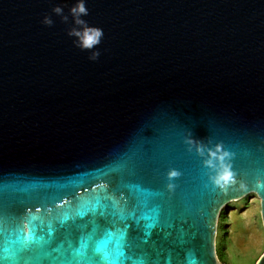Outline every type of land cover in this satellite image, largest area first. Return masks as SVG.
<instances>
[{
	"label": "water",
	"instance_id": "95a60500",
	"mask_svg": "<svg viewBox=\"0 0 264 264\" xmlns=\"http://www.w3.org/2000/svg\"><path fill=\"white\" fill-rule=\"evenodd\" d=\"M75 3L0 0V264H222L223 206L264 224V0H86L95 61Z\"/></svg>",
	"mask_w": 264,
	"mask_h": 264
},
{
	"label": "rangeland",
	"instance_id": "374dc122",
	"mask_svg": "<svg viewBox=\"0 0 264 264\" xmlns=\"http://www.w3.org/2000/svg\"><path fill=\"white\" fill-rule=\"evenodd\" d=\"M216 253L222 264H256L264 252V224L256 193L228 202L221 209Z\"/></svg>",
	"mask_w": 264,
	"mask_h": 264
},
{
	"label": "clouds",
	"instance_id": "9594fccd",
	"mask_svg": "<svg viewBox=\"0 0 264 264\" xmlns=\"http://www.w3.org/2000/svg\"><path fill=\"white\" fill-rule=\"evenodd\" d=\"M52 12L60 16L65 22L68 21L69 15L71 16L72 23L75 26L71 27L67 34L70 37H74L73 44L76 47L82 50H88L90 52L89 59L95 61L100 55V51L96 46L103 37V29L99 26L89 25L87 21L83 19V17L88 14L86 0H76V3L70 7L69 14H65L64 9L60 5H55ZM42 23L45 25H52L53 19L51 16H45ZM178 174V171L175 169L169 170L168 172L169 177H174ZM232 175L233 173L230 169L224 168L218 171L212 179L216 185L222 186L227 184ZM171 187L172 185H169V188Z\"/></svg>",
	"mask_w": 264,
	"mask_h": 264
},
{
	"label": "snow or ice",
	"instance_id": "6c2138e0",
	"mask_svg": "<svg viewBox=\"0 0 264 264\" xmlns=\"http://www.w3.org/2000/svg\"><path fill=\"white\" fill-rule=\"evenodd\" d=\"M131 264H144V262L143 261H140V260L133 259L131 261Z\"/></svg>",
	"mask_w": 264,
	"mask_h": 264
},
{
	"label": "trees",
	"instance_id": "16d2710c",
	"mask_svg": "<svg viewBox=\"0 0 264 264\" xmlns=\"http://www.w3.org/2000/svg\"><path fill=\"white\" fill-rule=\"evenodd\" d=\"M221 214H222V212H221Z\"/></svg>",
	"mask_w": 264,
	"mask_h": 264
}]
</instances>
